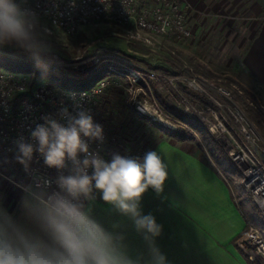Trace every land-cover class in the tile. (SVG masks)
<instances>
[{
  "label": "rangeland",
  "instance_id": "1",
  "mask_svg": "<svg viewBox=\"0 0 264 264\" xmlns=\"http://www.w3.org/2000/svg\"><path fill=\"white\" fill-rule=\"evenodd\" d=\"M188 2L191 7L187 24L192 36L185 40L165 36L161 44L148 46L132 37L129 27L105 21L85 25L70 36L46 21L54 37L42 65L11 47H0V65L34 74V83L52 80L73 84L77 80L73 77L79 78L87 70L105 71L112 83L97 99L95 120L106 130L112 154L143 157L147 151L161 148L195 150L233 198L234 229L238 231L235 238L239 241L249 224L264 234V218L242 183L244 177L237 160L246 153L264 163V154L244 138L242 124L234 116L241 113L253 124L259 145L264 147V96L259 85L243 74L241 66L251 33L243 28L245 15L236 16L235 3ZM133 71L142 73L143 78L132 82ZM197 76L206 80L207 92L190 85ZM89 81L83 80V84ZM221 88L227 93L219 92ZM141 106H146L149 113H142ZM154 110L162 115L157 116ZM175 110L200 119V131L178 117ZM169 129H186L193 137L181 140ZM5 170L11 174L12 167L6 166ZM250 264L263 263L254 260Z\"/></svg>",
  "mask_w": 264,
  "mask_h": 264
},
{
  "label": "clouds",
  "instance_id": "2",
  "mask_svg": "<svg viewBox=\"0 0 264 264\" xmlns=\"http://www.w3.org/2000/svg\"><path fill=\"white\" fill-rule=\"evenodd\" d=\"M53 37L29 0H0V47L21 50L40 66ZM58 117L46 118L31 131L35 147L22 139L17 143L15 159L26 171L35 151L59 175L54 181L37 175L23 186L18 215L0 200V264H167L156 245L163 226L141 208L149 189L163 191L169 175L165 158L149 150L143 157L114 153L106 160L91 149L90 142L103 144L105 137L87 110L77 107L73 114L62 107ZM97 193L115 213L132 221L146 254L131 253L119 224L109 230L93 216Z\"/></svg>",
  "mask_w": 264,
  "mask_h": 264
},
{
  "label": "built area",
  "instance_id": "3",
  "mask_svg": "<svg viewBox=\"0 0 264 264\" xmlns=\"http://www.w3.org/2000/svg\"><path fill=\"white\" fill-rule=\"evenodd\" d=\"M29 4L52 27L70 36L85 25L100 21L129 27L132 29L130 35L142 39L148 46L161 44L160 39L165 36H174L178 40L192 36V30L187 24V10L191 7L187 0H29ZM110 69L113 68L110 66ZM98 72L100 76L92 78ZM83 73L79 78H73L79 81L90 80V86L65 87L52 80L34 83V74L0 65V165L12 167L11 174L0 169V175L19 188L23 189V186L32 183L37 175L53 181L59 175L56 169L44 164L38 152L34 151L27 171L15 159L17 143L21 139L35 147L36 142L30 133L38 124L45 123L46 118L59 119L58 113L62 107H68L73 114L77 107L85 109L96 123L97 99L106 92L112 81L105 71L89 73L87 70ZM133 76L132 82L143 78L142 73L137 71H133ZM206 83V80L198 76L190 81L191 86L202 92H207L209 86ZM219 92L227 93L223 88ZM139 110L144 114L149 113L146 106H141ZM154 113L159 117L162 115L160 110H154ZM234 116L242 124L241 133L244 138L252 143L256 151L259 149L264 154V147L259 145L260 137L255 135L253 124L241 113H235ZM103 132L104 143L93 141L90 145L92 150L99 151L103 158L110 160L112 152L107 146L108 136L104 128ZM244 154L237 158L244 177L242 183L264 218V163L254 156ZM52 187L55 188L54 183ZM238 245L251 259L264 264V256L258 254L264 252V234L259 229L249 224L248 232L239 239Z\"/></svg>",
  "mask_w": 264,
  "mask_h": 264
},
{
  "label": "crops",
  "instance_id": "4",
  "mask_svg": "<svg viewBox=\"0 0 264 264\" xmlns=\"http://www.w3.org/2000/svg\"><path fill=\"white\" fill-rule=\"evenodd\" d=\"M212 1L235 3L236 16L245 15L243 28L251 36L241 58L242 72L259 85L264 96V0ZM158 151L169 165L168 179L160 194L149 189L143 195L141 208L143 214H152L163 226L156 245L167 264H250L254 261L235 238L238 237L233 221L235 206L229 190L203 163L200 154L191 148ZM4 168L1 164L0 169ZM24 195L23 189L0 175V200L10 213L19 214ZM91 207L93 216L109 230L113 224L120 225L117 230L125 233L134 256L146 254L144 241L135 232L132 221L115 213L99 197Z\"/></svg>",
  "mask_w": 264,
  "mask_h": 264
},
{
  "label": "trees",
  "instance_id": "5",
  "mask_svg": "<svg viewBox=\"0 0 264 264\" xmlns=\"http://www.w3.org/2000/svg\"><path fill=\"white\" fill-rule=\"evenodd\" d=\"M19 70H23L24 71V69H19ZM100 76V72H98V73H96L95 75H93L92 76V78H94V79H96V78H98ZM53 82H55L57 85H59V86H65V87H76V86H81V87H87V86H90L91 84H92V82H88L87 84H83V81H79V80H74L73 81V84H68V81L67 82H63V84H61V83H57V81H53ZM87 82V81H86ZM189 94H191V95H197V93L195 94V92H193V91H190V90H188V89H185ZM197 96H199V94L197 95ZM201 96V95H200ZM199 96V97H200ZM202 97V96H201ZM203 99H204V97H202ZM205 101H206V103H208V104H211L210 103V101H208L207 99H204ZM167 108H169V109H171V111L172 110H174L173 109V107H170L168 104H166L165 105ZM175 112H176V114H177V116L178 117H181V118H183L184 120H186L188 123H189V125L191 126V127H193L194 129H197V130H199L200 131V129L202 128V123H201V120L200 119H198V118H189V117H187V116H185L183 113H181L180 111H178V110H175ZM169 131L170 132H172V133H174L175 135H177V138H179V139H181V140H186V139H188V138H190V137H193L191 134L192 133H190V135L187 133L188 131L186 130V129H183V130H179V131H175V130H171V129H169ZM179 132H182V134H179Z\"/></svg>",
  "mask_w": 264,
  "mask_h": 264
}]
</instances>
